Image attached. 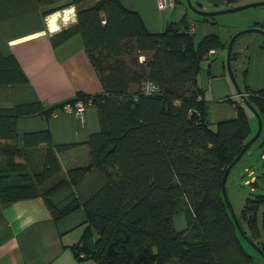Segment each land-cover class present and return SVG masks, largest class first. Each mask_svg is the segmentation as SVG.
<instances>
[{
    "label": "trees",
    "instance_id": "obj_1",
    "mask_svg": "<svg viewBox=\"0 0 264 264\" xmlns=\"http://www.w3.org/2000/svg\"><path fill=\"white\" fill-rule=\"evenodd\" d=\"M35 1L43 15L75 7V29L103 92H81L66 102L92 97L99 130L81 142L55 143L48 129L18 132L16 122L22 116H49L65 102L0 105V205L42 196L58 218L72 205L58 208L50 195L96 167L106 182L82 206L97 239L79 251L93 264H253L221 190L226 167L253 133L245 103L226 98L235 114L212 121L197 84L210 49L227 44L217 34L196 43L186 16L151 32L140 14L121 0H93L89 5L88 0ZM223 1L231 6L248 0ZM71 32L67 28L59 35ZM27 81L17 58L0 50V84ZM146 81L155 83L157 90L141 92ZM241 88L261 115L263 128L264 87ZM193 109L199 112V122L189 117ZM39 145L45 147L42 168L30 172L27 149ZM62 164L65 175L42 188ZM257 178L249 185L257 184ZM252 187L257 193L248 192L236 213L245 233L264 252V191ZM180 210L186 226L177 230L173 218Z\"/></svg>",
    "mask_w": 264,
    "mask_h": 264
},
{
    "label": "crops",
    "instance_id": "obj_2",
    "mask_svg": "<svg viewBox=\"0 0 264 264\" xmlns=\"http://www.w3.org/2000/svg\"><path fill=\"white\" fill-rule=\"evenodd\" d=\"M121 2L127 8L137 11L151 32L162 31L168 22H177L186 16L188 24L194 27L192 37L196 43L208 34H217L227 44L233 32L253 26L257 21L261 22L264 29V8H257L245 22L223 34V29L214 22L197 18L198 14L188 7L186 0ZM192 3L201 9L227 6L223 0H192ZM75 23L74 6L43 15L35 0H0V50L3 54L12 53L28 77L24 83L0 84V105L42 100L46 106H51L73 99L81 92H103L101 81L87 56ZM67 28L72 32L67 37H60V31ZM226 49L227 45L225 48L210 49L208 57L203 59L208 64H201L199 69L197 84L207 104L208 101H226V98L235 101L240 99L226 74ZM232 51L233 70L235 76L240 78L241 86L249 90L263 88L264 36L257 32L243 33L236 38ZM230 114L228 111L224 116L230 117ZM247 115L253 132L248 112ZM16 128L18 132L48 129L55 143L81 142L99 130L98 108L92 101L86 104L82 116L66 110L49 116H22L17 119ZM44 151L45 147L41 145L27 149V170L42 168ZM63 156L64 153L60 154L61 158ZM62 169L65 173L64 164ZM234 178L232 175L233 182ZM105 182L103 172L93 167L77 182L50 195V202L58 208L72 205L68 213L58 218L52 216L42 196L0 205V264H93L92 258L81 256L83 251L79 252L85 244L93 246L97 239L96 229L87 221L82 202ZM226 184L231 198L228 178ZM257 184V188L261 187L259 178ZM231 189L239 193L238 202L243 204L248 193L240 194L235 187ZM75 202L78 205L73 207ZM173 220L177 230L185 228L186 218L182 210L174 214ZM251 255L253 264H264L261 254L257 252Z\"/></svg>",
    "mask_w": 264,
    "mask_h": 264
},
{
    "label": "rangeland",
    "instance_id": "obj_3",
    "mask_svg": "<svg viewBox=\"0 0 264 264\" xmlns=\"http://www.w3.org/2000/svg\"><path fill=\"white\" fill-rule=\"evenodd\" d=\"M251 1H255V0H251ZM92 2H93V0H88V1H86V4L89 5ZM246 2H250V0L245 1L244 3H246ZM257 8H264V4L250 6V7H247V8L241 9V10H237V11H230V12L215 14V15H213V20H209V21H212L215 24H217V26H219V28H221V30L223 29L222 30L223 34L229 33V31L231 29H234V27L240 25L241 23L245 22V20L247 18L251 17L254 10H258ZM197 18H199V17H197ZM247 27H249V26H246L244 28H247ZM241 29H243V28H239V30H241ZM235 32H233V34ZM142 58H143V56H141V59ZM207 64H208L207 61L202 62L203 66H205ZM226 74H227V77H229L227 68H226ZM229 79H230V77H229ZM236 79H237L238 83L240 84V78L236 77ZM208 105H209L208 109L210 111L209 116H210L212 121H217L221 117H226L224 115L228 111L231 112L230 117H232L234 115V109L228 101H222V102H218V103H216L215 101H208ZM245 108H246V110H247V112L251 118V124L253 127L252 135H253L256 132L257 127H258L257 116L254 114V112L247 105H245ZM262 153H264V127L262 128V131L260 132L259 136L247 148L244 156L241 158V160L238 162V164L234 167V169L229 174L228 184L229 185L231 184L229 186L230 191H231V198L230 197L229 198L231 200V204H232L235 212H237L242 207V204H240V202H238L239 197H240L239 193L237 194L235 191H233L231 189L232 187H235L236 190H238L240 192V194H243V193L246 194L248 192L249 193L250 192L251 193H257L256 191H258V190L252 189V186H254V188L257 189L258 184L250 186L249 184H247L245 182V178L250 179L249 176L245 175V172H244L245 166L249 167L250 169H252L254 171V177L258 176L259 185H261V187H259V188L261 189V191H264V182H263L264 181V157L261 156ZM35 157H37V155ZM32 169L33 168H29V171H31ZM35 169H41V168L38 167ZM64 175H65V173L62 169L58 174H56L55 176H53L52 178L47 180L43 186L50 185L51 183L55 182L59 178L63 177ZM232 175H233V178L235 177L234 182L232 180ZM241 242L243 243V246L251 254L257 253L255 248H253V246H251L245 239L242 238Z\"/></svg>",
    "mask_w": 264,
    "mask_h": 264
},
{
    "label": "water",
    "instance_id": "obj_4",
    "mask_svg": "<svg viewBox=\"0 0 264 264\" xmlns=\"http://www.w3.org/2000/svg\"><path fill=\"white\" fill-rule=\"evenodd\" d=\"M188 7L196 14L201 15V16H213L215 14H219V13H225V12H230V11H237V10H241L250 6H254V5H259V4H264V0H255V1H250V2H246V3H242V4H236V5H231V6H226L224 8H219V9H201L196 7L193 3L192 0H186ZM247 32H257L260 33L264 36V29L262 27L259 26H249L247 28H243L241 30L236 31L234 34L231 35V37L228 40L227 43V51H226V59H225V63H226V68L229 74V77L235 87L236 90V94L241 98V100L245 103V105H247L253 112L254 114L257 116V120H258V127L256 132L249 137V139L245 142V144L243 145V147L241 148V150L239 151V153L235 156V158L232 160V162L226 167L224 173H223V177H222V182H221V190H222V194L223 197L226 201V204L229 208V211L233 217L234 223L236 225V227L238 228L241 236L243 237V239H245L251 246H253V248H255V250L261 254V256L264 257V252L262 251V249L258 246V244L251 238L249 237L245 231L243 230V228L240 225L237 213L235 212L232 204H231V200L229 198V195L227 193V188H226V178L228 175L229 170L231 169V167L241 158V156L243 155V153L245 152V150L251 145V143L259 136L260 132L262 131V126H263V120L261 115L259 114V112L257 111V109L251 104V102L247 99L246 97V93L245 91L242 90L240 84L238 83L236 76H235V72L233 70V66H232V49H233V44L236 40V38L243 34V33H247ZM189 117L192 120H195L197 122L200 121V115L199 112L196 109L191 110ZM112 146H109L106 150L105 153H107ZM78 205V202H75L73 204V207H76Z\"/></svg>",
    "mask_w": 264,
    "mask_h": 264
},
{
    "label": "built area",
    "instance_id": "obj_5",
    "mask_svg": "<svg viewBox=\"0 0 264 264\" xmlns=\"http://www.w3.org/2000/svg\"><path fill=\"white\" fill-rule=\"evenodd\" d=\"M188 30L191 33L193 32L194 27L192 24H189ZM156 90H157V85L150 81L144 82V85L141 87V92L146 93V94L153 93ZM92 101H93L92 97H89L86 100L82 98H77L73 102L63 103L60 110L58 109L53 110L51 114H56L58 111L66 110V111L74 112L77 116H82L84 113L86 104ZM262 157H264V153L262 154ZM245 172H246V175L250 177V179H245V182L249 184L252 180L255 179L254 171L250 169L249 167H246ZM81 256H83V253H81Z\"/></svg>",
    "mask_w": 264,
    "mask_h": 264
}]
</instances>
